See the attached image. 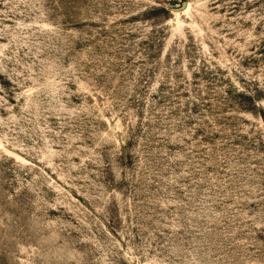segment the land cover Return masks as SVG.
I'll return each mask as SVG.
<instances>
[{"label": "rangeland", "instance_id": "obj_1", "mask_svg": "<svg viewBox=\"0 0 264 264\" xmlns=\"http://www.w3.org/2000/svg\"><path fill=\"white\" fill-rule=\"evenodd\" d=\"M0 264H264V0H0Z\"/></svg>", "mask_w": 264, "mask_h": 264}]
</instances>
